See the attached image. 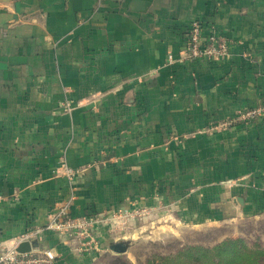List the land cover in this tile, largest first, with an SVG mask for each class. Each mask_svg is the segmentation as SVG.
Wrapping results in <instances>:
<instances>
[{
  "label": "crops",
  "instance_id": "crops-1",
  "mask_svg": "<svg viewBox=\"0 0 264 264\" xmlns=\"http://www.w3.org/2000/svg\"><path fill=\"white\" fill-rule=\"evenodd\" d=\"M195 20L230 58L181 59ZM263 105L264 0H0V257L29 243L92 264L48 229L69 201L96 243L97 214L138 210L161 214L158 239L241 237L264 220V117L225 124Z\"/></svg>",
  "mask_w": 264,
  "mask_h": 264
},
{
  "label": "rangeland",
  "instance_id": "rangeland-1",
  "mask_svg": "<svg viewBox=\"0 0 264 264\" xmlns=\"http://www.w3.org/2000/svg\"><path fill=\"white\" fill-rule=\"evenodd\" d=\"M141 210L130 212V211H118L112 214H106L105 216L99 217L97 214V220H103L107 222V228H98L97 224V243L93 239L94 236L89 230V235L93 238H87L84 240L83 246L86 252H96L93 254L92 264H218L219 259L213 256H206L201 258L200 262H195V258L199 255L196 249H212L223 242H214L212 245L202 243L200 240L198 244L185 243L180 241L190 239L195 234L184 233V236L175 237L174 235L165 232L166 235L155 234L158 231L157 219L160 217L156 212L150 215L143 216ZM162 219V218H161ZM163 222V220H161ZM167 223V222H166ZM162 224V223H160ZM101 226V225H100ZM163 226V225H162ZM162 229V227H160ZM106 229L108 238L106 241L111 242H126L129 245L130 252L124 254H117L111 250L110 245L105 248L101 246V237L99 234L101 230ZM164 229V228H163ZM167 232L169 228H166ZM243 230V235L237 237L235 240H239V248L243 251H255L257 249L264 250V220L253 222L247 225ZM173 231V230H172ZM155 234V235H152ZM221 234H214L212 237L213 241L219 240ZM166 236V237H163ZM209 236V235H208ZM207 236V238H208ZM148 238V241H145ZM228 240V239H226ZM90 252V253H91ZM237 264H247L246 262H239ZM264 264V257L258 259L257 263Z\"/></svg>",
  "mask_w": 264,
  "mask_h": 264
},
{
  "label": "built area",
  "instance_id": "built-area-1",
  "mask_svg": "<svg viewBox=\"0 0 264 264\" xmlns=\"http://www.w3.org/2000/svg\"><path fill=\"white\" fill-rule=\"evenodd\" d=\"M231 40L219 34L215 26L207 27L202 21H193L187 31V42L182 51L181 59L184 61L208 60L222 62L230 58ZM173 61V57H169ZM264 117V105L239 113L235 118L229 120L225 127L240 123H250ZM65 174L69 180H73L77 171L63 164ZM71 201L61 205L54 214L48 229L58 232L75 231L83 239L93 238L89 235L91 222L88 219H74L70 214ZM84 245V244H83ZM83 247V246H82ZM59 258L55 248L42 251H29L20 253L17 250H9L0 257V264H43L51 263Z\"/></svg>",
  "mask_w": 264,
  "mask_h": 264
},
{
  "label": "trees",
  "instance_id": "trees-1",
  "mask_svg": "<svg viewBox=\"0 0 264 264\" xmlns=\"http://www.w3.org/2000/svg\"><path fill=\"white\" fill-rule=\"evenodd\" d=\"M239 240H228L212 249H196L199 253L195 258V262H200L202 256H213L220 260L218 264H237L246 262L254 264L258 259L264 257V250L257 249L255 251H243L239 248ZM205 264V263H204ZM213 264H216L215 262Z\"/></svg>",
  "mask_w": 264,
  "mask_h": 264
},
{
  "label": "water",
  "instance_id": "water-1",
  "mask_svg": "<svg viewBox=\"0 0 264 264\" xmlns=\"http://www.w3.org/2000/svg\"><path fill=\"white\" fill-rule=\"evenodd\" d=\"M129 245L126 242H116L111 245V250L117 254H124L128 251ZM31 246L29 243H22L19 245L17 251L20 253H25L30 251Z\"/></svg>",
  "mask_w": 264,
  "mask_h": 264
}]
</instances>
